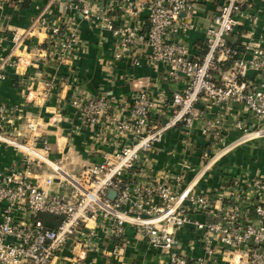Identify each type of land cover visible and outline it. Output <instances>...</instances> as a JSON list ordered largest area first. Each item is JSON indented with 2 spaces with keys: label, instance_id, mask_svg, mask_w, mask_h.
<instances>
[{
  "label": "built area",
  "instance_id": "1",
  "mask_svg": "<svg viewBox=\"0 0 264 264\" xmlns=\"http://www.w3.org/2000/svg\"><path fill=\"white\" fill-rule=\"evenodd\" d=\"M195 2L49 0L28 29L14 28L8 34L11 47L0 55V80L12 67L24 103L0 104V146H11L22 154L19 164L0 170V264H94L88 254L99 248L101 236L118 240L112 253L119 254L128 227L161 255L160 264H264V172H244L219 190L199 188L217 156L237 141L224 142L225 124L240 132V138L264 134V127L258 129L264 124V46L247 43L243 53L230 46V34L246 16L244 0H217L204 33L205 51L193 56L186 40L193 22L186 15ZM54 4L61 13L52 18ZM121 8L132 16L145 9L144 26L127 20L117 23L112 13ZM78 18L109 31L115 60L144 64L170 82H184L170 97L147 88L137 90L127 101L85 96L81 91L73 94L69 105L93 128L94 138L107 141L111 137L123 144L103 152L100 162L71 172L62 161L50 158V144L40 132L42 118L29 107L25 110L36 104L35 96L43 100L49 96L57 86L56 74L40 79L27 75L26 67L49 61L56 68L86 52ZM37 29L46 32L47 41L44 47L30 48L25 36ZM4 35L0 32V43L8 38ZM226 60L231 66L216 73L217 64ZM198 104L226 110L241 104L251 115V125L240 118L228 121L225 112L205 114ZM21 116L23 129L14 125L15 117ZM56 121L53 116L52 122ZM195 121L200 135L223 146L212 155L201 152L200 165L188 181L183 172L167 170L156 178L140 179L146 173L139 168L136 176L135 169L144 165V154L155 150L168 130L179 125L190 129ZM184 167L190 165L185 162ZM42 213L61 219L47 223L39 216ZM184 226L197 233L200 255L190 257L177 238V230Z\"/></svg>",
  "mask_w": 264,
  "mask_h": 264
},
{
  "label": "crops",
  "instance_id": "2",
  "mask_svg": "<svg viewBox=\"0 0 264 264\" xmlns=\"http://www.w3.org/2000/svg\"><path fill=\"white\" fill-rule=\"evenodd\" d=\"M48 1L31 0L24 8L12 3L11 0L8 2L0 0V32L7 36L14 28L24 32L36 14L48 5ZM107 1L110 0H103L105 3ZM216 3L217 0H197L193 10L186 15V19L193 22V28L188 30L186 35L189 51L193 56L202 55L205 51L204 33L211 23ZM242 8L246 16L240 18L228 38V44L237 47L243 53L247 43L264 46V0H244ZM60 13V6L52 5L49 15L54 18ZM112 14L117 23L127 20L130 23L140 22L144 26L146 20L145 9L139 10L134 16L128 14L124 8H121V12L116 11ZM77 22L80 37L87 43L86 52L70 62L59 64L56 66L57 69L49 61H39L26 67L27 75H36L40 79L47 78L52 72L56 74L57 86L51 90L49 96L44 100L35 96L37 105H27L25 110L29 107V110L42 118L40 132L50 144V158L62 161L64 167L69 168L71 172H78L84 165L100 162L103 152L111 151L115 145L123 144L122 140H112L111 137L107 141L95 139L93 128L84 124L74 108L69 105V99L73 94L81 91L80 93L85 96L106 95L127 101L137 90L147 88L154 94L163 92L170 97L172 91L183 87L184 82H170L162 72H156L144 64L133 66L126 59L115 60L113 37L109 31L86 19L78 18ZM47 36L44 30H33L31 34L25 36L27 39L25 44L30 48L44 47ZM9 39V36L2 39L0 55L8 53L11 47ZM18 52L19 50L15 51L16 54ZM5 74L6 77L0 80V104L8 107L22 105L24 97L17 85L16 72L12 67H7ZM197 107L205 114L225 112L228 121L240 118L247 125H251V115L243 110L241 104H236L235 108L230 110L217 106L206 108L201 104ZM53 116L57 118L56 122H52ZM23 122L22 116L15 117L14 125L23 129ZM225 127L223 132L225 143L230 144L239 138L240 132L228 128L227 124ZM250 128L252 129V126ZM250 141L235 144L230 150L220 154L211 170L199 182V188L206 190L216 187L219 190L221 187H228L234 178H238L244 172L250 174L264 172V135L253 137ZM222 146L223 143L207 141L200 135L197 121L190 129L179 125L166 132L155 150L144 154L142 159L144 165L135 169L136 176L139 175V168L146 173L140 179L156 178L167 170L174 174L183 172L188 181L196 171L191 168L196 169L200 165L201 152L207 151L212 155ZM21 159L22 154L11 146L5 144L0 146L1 171L19 164ZM185 162L190 165L189 169L184 167ZM176 236L190 257L201 254L200 242L197 241V233L193 228L184 226L177 230ZM115 243H117L115 239H105L101 236L99 248L89 252L88 259L94 264H160L161 255L149 248L131 227L126 229L119 246V254L112 253ZM65 255H69L68 250L65 251Z\"/></svg>",
  "mask_w": 264,
  "mask_h": 264
},
{
  "label": "trees",
  "instance_id": "3",
  "mask_svg": "<svg viewBox=\"0 0 264 264\" xmlns=\"http://www.w3.org/2000/svg\"><path fill=\"white\" fill-rule=\"evenodd\" d=\"M30 1L31 0H11L12 3L17 4V5L24 7V8L29 5L28 3H30ZM230 66H231L230 60L223 61V62L217 64V69L215 72L216 73L222 72V71L226 70L227 68H229ZM39 216L43 219L44 222H47V223H55V222L60 221V219H58L57 217H56L57 219H49L46 216H42V215H39ZM116 241L118 242V240H116ZM121 241H122V239H121Z\"/></svg>",
  "mask_w": 264,
  "mask_h": 264
},
{
  "label": "rangeland",
  "instance_id": "4",
  "mask_svg": "<svg viewBox=\"0 0 264 264\" xmlns=\"http://www.w3.org/2000/svg\"><path fill=\"white\" fill-rule=\"evenodd\" d=\"M264 127V124H260L259 125V128L258 129H261V128H263ZM257 131V130H256ZM255 131V132H256ZM253 135H255V136H253ZM264 135V134H263ZM241 136V135H240ZM240 136H239V138L237 139V141L234 143V144H230V145H228V146H226V148L224 149V151L223 152H225V151H227V150H230L235 144H242L243 142H245V141H247V140H249V142H251L250 140L253 138V137H257V134L255 133V134H251V135H248V136H246V137H244V138H240ZM223 152H221L220 154H223ZM220 154L217 156V158H216V160L218 159V157L220 156ZM210 157V156H209ZM215 160V161H216ZM213 167V166H212ZM211 167V168H212ZM69 169V168H68ZM197 169V168H196ZM196 169H194V170H196ZM211 170V169H210ZM40 215H42V216H46L47 218H49V219H61V217L60 216H54V215H51V214H46V213H42V214H40ZM57 217V218H56Z\"/></svg>",
  "mask_w": 264,
  "mask_h": 264
},
{
  "label": "bare ground",
  "instance_id": "5",
  "mask_svg": "<svg viewBox=\"0 0 264 264\" xmlns=\"http://www.w3.org/2000/svg\"><path fill=\"white\" fill-rule=\"evenodd\" d=\"M52 165L57 168V169H60V166H57L56 164H54L52 161H51Z\"/></svg>",
  "mask_w": 264,
  "mask_h": 264
},
{
  "label": "water",
  "instance_id": "6",
  "mask_svg": "<svg viewBox=\"0 0 264 264\" xmlns=\"http://www.w3.org/2000/svg\"><path fill=\"white\" fill-rule=\"evenodd\" d=\"M184 13H182V15H183Z\"/></svg>",
  "mask_w": 264,
  "mask_h": 264
}]
</instances>
